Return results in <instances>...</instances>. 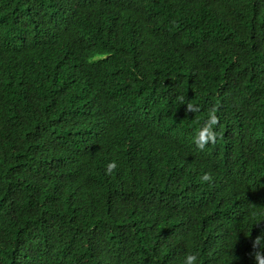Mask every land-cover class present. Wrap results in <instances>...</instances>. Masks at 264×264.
I'll return each mask as SVG.
<instances>
[{
	"label": "trees",
	"instance_id": "obj_1",
	"mask_svg": "<svg viewBox=\"0 0 264 264\" xmlns=\"http://www.w3.org/2000/svg\"><path fill=\"white\" fill-rule=\"evenodd\" d=\"M262 231L264 0H0V264H255Z\"/></svg>",
	"mask_w": 264,
	"mask_h": 264
},
{
	"label": "clouds",
	"instance_id": "obj_2",
	"mask_svg": "<svg viewBox=\"0 0 264 264\" xmlns=\"http://www.w3.org/2000/svg\"><path fill=\"white\" fill-rule=\"evenodd\" d=\"M191 110V105L188 106ZM217 123V117L215 115V109L213 108L208 114V123L199 130L196 137L194 138L196 146L203 150L205 144L212 142L215 139V133L212 130V125ZM116 168V162L111 161L107 164V169L111 171ZM209 177L205 175L203 179L207 180ZM255 249L253 253V259L255 264H264V231L255 239L252 245ZM183 264H199V258L195 253L187 254L183 259Z\"/></svg>",
	"mask_w": 264,
	"mask_h": 264
}]
</instances>
